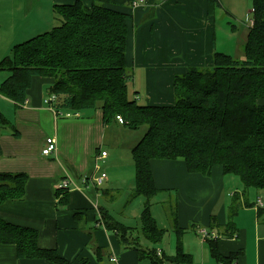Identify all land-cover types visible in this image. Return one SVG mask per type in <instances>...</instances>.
Wrapping results in <instances>:
<instances>
[{"label":"trees","instance_id":"obj_1","mask_svg":"<svg viewBox=\"0 0 264 264\" xmlns=\"http://www.w3.org/2000/svg\"><path fill=\"white\" fill-rule=\"evenodd\" d=\"M135 1L90 0L85 5L75 0L55 4L56 25L16 43L11 54L0 61V70L10 71L0 83V94L22 106L34 77H49L52 82L47 93L56 95L51 106L57 114L100 108L105 124L119 122L120 115L128 129L146 125L144 135L132 149L133 194L145 197L141 224L151 247L142 246L132 234V227L102 207L100 220L114 231L123 247L137 252L139 260L148 259L150 264H168L166 259L175 264H193V255L183 251L184 230L178 225L176 210V255L166 256L163 252L164 259L156 256L155 245L161 242L165 230L151 212L154 198L162 191L156 187L151 160L181 158L189 172L205 176L215 166H222L225 174L239 176L245 190L264 189V0H253V24L245 43V58L215 51L212 67H193L176 77V101L172 105H141L128 96V20L132 14L116 6L133 7ZM220 3L208 0L209 14H214ZM0 123L10 125L1 113ZM27 179L25 173L0 171V207L6 201L24 197ZM57 192H64L60 204L65 206L66 192ZM236 210L234 206L232 217ZM229 225L233 220L225 227V235ZM1 244L15 245L18 258L73 264L57 248L41 247L38 230L11 223L0 215ZM207 244L216 264H235L238 252L223 255L218 238H209ZM81 264L90 263L82 259Z\"/></svg>","mask_w":264,"mask_h":264},{"label":"crops","instance_id":"obj_2","mask_svg":"<svg viewBox=\"0 0 264 264\" xmlns=\"http://www.w3.org/2000/svg\"><path fill=\"white\" fill-rule=\"evenodd\" d=\"M74 1L52 0L55 4ZM85 1L90 4V0ZM152 1L146 0L144 6L133 9L116 6L132 14L128 20L127 66L133 69L130 76L136 92L138 77H142L146 90L144 100L148 105H172L176 77L187 73L189 66L214 63L208 40L210 33L207 29V37L199 34V0H182L192 5L193 10H186L178 18L195 29L192 40L163 11L165 6L173 7L180 0H168L158 7L159 19H150L153 15L148 8ZM7 2L0 0V4ZM201 2L206 3L207 9L208 0ZM51 5L48 0H19L24 20L37 32L48 31L56 25V19L54 25L50 23V17L55 18ZM20 33L19 29L17 35ZM51 82L49 77H34L27 103L20 106L14 102L16 114L14 124H10L13 131L5 137L6 142L1 140L0 171L25 173L28 179L24 197L6 201L0 207V215L11 223L38 230L41 247L57 248L73 264H81L82 259L90 264H150L145 259L139 260L133 248L121 249L116 234L100 220V208L108 210L101 198H112L116 193L114 188L101 190V185L93 180L106 172L105 182L111 181L100 165V161L111 157L103 148L111 124L104 123L100 108L79 111L69 117L56 115L45 103L48 95L45 88L48 90ZM48 137L55 138L57 150L44 155L42 149ZM102 151H107V156L98 160L100 169L97 170L96 157ZM151 170L156 187L167 199L175 193L178 225L184 233L194 231L200 237L199 242L192 238L183 241V251L193 255V264H210L207 240L216 234L223 255L239 253L235 264H264V189L245 190L239 176L225 174L222 166H215L209 176L189 172L181 158L153 159ZM133 171L135 175V167ZM65 178L71 179L70 188L61 187ZM84 178L87 181L82 183ZM59 189L68 196L65 206L60 204L64 192H57ZM234 206L237 210L232 217ZM231 220L233 225L228 226L230 231L225 235V227ZM204 232L209 237L204 238ZM114 256L117 261L112 259ZM0 264L55 263L43 258H18L15 245L1 244Z\"/></svg>","mask_w":264,"mask_h":264},{"label":"rangeland","instance_id":"obj_3","mask_svg":"<svg viewBox=\"0 0 264 264\" xmlns=\"http://www.w3.org/2000/svg\"><path fill=\"white\" fill-rule=\"evenodd\" d=\"M48 1L52 3L51 7L53 10H51V12L53 13V16H55V3H53L52 0ZM82 1L85 5H89L87 4V1ZM166 1L168 0H153L151 2V6L148 8V11L152 12L153 16H150V19L160 18L161 11L157 9ZM220 2L221 5L216 8L214 14H209L208 2L206 9V3L199 0V34H202L200 35L202 37H207V29H209L208 31L210 36L208 37V40L212 48V56L215 51H220L228 53L234 57L244 59L246 39L249 29L253 24V0H220ZM144 5L145 4L142 6ZM128 7L133 9V7L129 5H125L124 9H128ZM145 8H147V6L142 7V9ZM188 9L193 10V6L180 0V2H176L173 7H169L168 5L165 6L163 11L172 18V21L176 25L175 27L179 30L186 31L189 39L192 40L191 36L195 33V29H193L189 23L179 22L178 20V18H182L184 16L185 11ZM50 18V23L54 25L53 21L55 18ZM27 26L28 20H24V12L21 11L19 0H8L7 3L0 4V60L11 54L14 44L26 41L44 32H37V30H33L34 27L32 28V25ZM19 29L21 30V33L17 35ZM200 31H202V33ZM15 36L18 37L15 38ZM212 66L213 63L211 65H199V67L189 66L188 71L193 67L204 69ZM128 70L129 73L133 72V69L129 68V66ZM9 74L10 71L8 70H0V83ZM138 88V92H136L137 90H135L133 79L130 77L128 81L129 98H136L138 104L148 105V102L144 100L146 90L144 81L140 75L138 77ZM45 92H48L46 88ZM49 95L51 94H48L46 98H48ZM175 101L176 96L173 104ZM0 113L5 119H7L8 122H10V124H14L16 114L14 101L1 94ZM66 113L70 112L62 111L59 114L55 112L56 115L69 117ZM76 114L77 113H70V116ZM121 124L122 125L120 126H116L112 123L111 127L107 129L105 135L106 140L103 148L109 151L111 157L108 160L106 159L105 162L100 161V165L108 172L109 176H111V181L105 182L106 178L103 181L104 183L97 184L98 186L101 185V190L114 188L116 193H113L114 196L112 198L102 197L101 203L107 207L108 211L117 220L132 227V234L138 237L139 243L142 246L147 245L148 247H151V243L147 242L143 235L141 224V213L144 208L145 197L142 195L134 196L133 194L135 188V175L133 171L134 163L132 157V147L136 145L144 135L146 125L142 126L138 130H131L124 127L123 123ZM11 130L13 131V127L11 125L2 126L0 123V150L1 140L4 141L5 137L8 136L9 133H12ZM112 138H115L116 142H113ZM6 141L7 140H5V142ZM172 194L173 195L167 199L165 193H159L154 198L151 206V212L159 227L165 230L161 242L155 245V251L157 253L156 256L162 259H164L163 252L162 256H159L158 250H164L166 256H175L177 252L178 234L173 225V218L176 210L175 193L173 192ZM110 232L114 233V231ZM189 238L195 239L197 242L200 241V237L194 231L183 233L181 240L184 241V239L188 240ZM121 249H124L122 245ZM145 260L148 261V259ZM166 261L168 264H175L170 263L167 259ZM210 264H214L212 259H210Z\"/></svg>","mask_w":264,"mask_h":264},{"label":"built area","instance_id":"obj_4","mask_svg":"<svg viewBox=\"0 0 264 264\" xmlns=\"http://www.w3.org/2000/svg\"><path fill=\"white\" fill-rule=\"evenodd\" d=\"M145 1L146 0H136L134 3H133V7L136 8V7H139L143 4H145ZM252 21V20H251ZM252 23V22H251ZM56 99V95L55 94H51L49 95L48 98L45 99V103L54 111V109L52 108L51 104L54 102V100ZM27 103V100L22 104L25 105ZM55 112V111H54ZM67 116H70V113H66ZM117 119L120 123H124V120L123 118L118 115L117 116ZM57 150V142L55 140L54 137H48L46 139V146L42 149V152L44 155H50L52 154L53 152H55ZM107 156V151H102L100 154L97 155L96 157V165H95V169L99 170L100 169V166L99 164L97 163L98 160L102 159V158H105ZM107 178V174L106 172H101L99 175H97L96 177H93V180H94V183H103V181ZM87 180L86 178L83 179V181H81L82 183H85ZM72 183L71 179L70 178H65L63 179V181L61 182V187L63 188H70V184ZM78 185V184H77ZM203 236L204 238L205 237H209V233L207 232H204L203 233ZM213 237V236H212ZM217 238V235L214 236V238ZM158 255L159 256H162V251L161 250H158ZM113 260L117 261V258L116 256H114L112 258ZM182 264H186V263H182Z\"/></svg>","mask_w":264,"mask_h":264}]
</instances>
